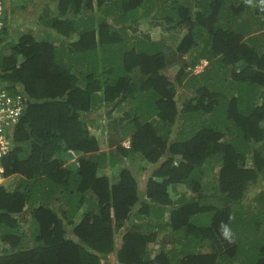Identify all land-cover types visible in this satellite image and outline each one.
I'll return each mask as SVG.
<instances>
[{
  "label": "trees",
  "instance_id": "1",
  "mask_svg": "<svg viewBox=\"0 0 264 264\" xmlns=\"http://www.w3.org/2000/svg\"><path fill=\"white\" fill-rule=\"evenodd\" d=\"M58 1L0 58V264H264V0Z\"/></svg>",
  "mask_w": 264,
  "mask_h": 264
},
{
  "label": "crops",
  "instance_id": "2",
  "mask_svg": "<svg viewBox=\"0 0 264 264\" xmlns=\"http://www.w3.org/2000/svg\"><path fill=\"white\" fill-rule=\"evenodd\" d=\"M50 2H52V0H25L24 3H21L20 0H11V6L9 8L11 15L8 13L7 23L9 21V15L10 18L13 14L17 15V20L11 18V23L9 21V24H6V31L3 35H0V52L5 48L6 44L8 45V47L3 50L2 56L0 53V58H4L6 55L9 56L8 54L13 53L12 47L17 43V40L23 33L30 34L31 38L35 41H42L37 39L38 37H42L43 40H48L47 35L51 33L52 30L45 25V20L53 10L52 7H50ZM55 2L58 3L55 11L59 12V2L58 0ZM22 11H24L23 14H21ZM12 25L16 27L12 28ZM53 35L57 36L55 41L62 40L58 35ZM68 41V38H64L65 44L68 43ZM10 45L12 46L10 47ZM0 72H2V69H0ZM1 81L3 82V79L0 75V82ZM17 87L23 89L24 85L20 84Z\"/></svg>",
  "mask_w": 264,
  "mask_h": 264
},
{
  "label": "built area",
  "instance_id": "3",
  "mask_svg": "<svg viewBox=\"0 0 264 264\" xmlns=\"http://www.w3.org/2000/svg\"><path fill=\"white\" fill-rule=\"evenodd\" d=\"M3 8V1L0 0V31L4 27ZM17 91V94L14 95V92H10L6 87H0V181L4 171L2 160L9 152L12 144L10 140L12 130L25 112L23 91L20 88Z\"/></svg>",
  "mask_w": 264,
  "mask_h": 264
},
{
  "label": "rangeland",
  "instance_id": "4",
  "mask_svg": "<svg viewBox=\"0 0 264 264\" xmlns=\"http://www.w3.org/2000/svg\"><path fill=\"white\" fill-rule=\"evenodd\" d=\"M56 0H52V2H50V7H52V9L53 10H55L56 9V7H57V5H58V3L57 2H55ZM20 2L21 3H24L25 2V0H20ZM5 3H7V10L9 11V13H10V10H9V8H10V6H11V0H5ZM23 12L24 11H22V13L21 14H23ZM10 15H11V13H10ZM12 18H17V15H15V14H13L12 15ZM12 19L10 18L9 19V21H11ZM17 20V19H16ZM13 27L12 28H15L16 26L15 25H12ZM17 30V29H16ZM165 35V37H166V39H167V42L168 43H172V38L170 37V34L169 33H164ZM37 39H39V40H43V38L42 37H38ZM190 56V55H189ZM189 56H186V57H189ZM206 64V63H205ZM202 69H203V66H200L197 70H196V72H200V71H202ZM181 97H182V95H180L179 96V100L181 101ZM97 115H102L103 116V114L101 113V112H99ZM96 115H94L93 117H95ZM96 133H97V135L98 136H100L101 135V128H99L97 131H96ZM112 171L113 172H116V168H114V169H112ZM149 173V172H148ZM143 176L144 177H147V174L145 173V174H143ZM178 189H180V190H184V187L183 186H179L178 187ZM256 192H257V189H252L251 191H250V193H249V197L250 198H253V196L256 194ZM250 231V233H249V240H251V241H253V237L254 236H256V234H251V232H255L254 231V228H252V227H247V232H249ZM240 232V234L242 235L243 233L245 234V233H247L244 229H242V230H240L239 231ZM122 237V235L120 236V238ZM113 257H109L108 258V263L109 264H111V261H113Z\"/></svg>",
  "mask_w": 264,
  "mask_h": 264
},
{
  "label": "clouds",
  "instance_id": "5",
  "mask_svg": "<svg viewBox=\"0 0 264 264\" xmlns=\"http://www.w3.org/2000/svg\"><path fill=\"white\" fill-rule=\"evenodd\" d=\"M58 2H60V1H58ZM7 3H5V1H3V21H4V27H3V29L4 28H6V24L8 25L9 24V21H8V23H7V16H8V13H9V11L6 9L7 8ZM10 10V9H9ZM12 18V17H11ZM9 19H10V15H9ZM13 19V18H12ZM10 23H11V21H10ZM3 29H2V31H3ZM2 31H0V32H2ZM54 34H56V35H58L59 37H61L62 38V40L61 41H55V40H52L53 42H55V44L56 43H60V44H57V45H61L62 43H64V38H67V37H64V36H62L61 34H58L57 32H54ZM42 41H45V40H42ZM65 44V43H64ZM5 83H8V82H0V87H2V86H4L5 85ZM24 89V88H23ZM23 89H21L22 91H24ZM17 90H18V87H17Z\"/></svg>",
  "mask_w": 264,
  "mask_h": 264
}]
</instances>
